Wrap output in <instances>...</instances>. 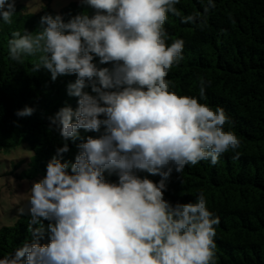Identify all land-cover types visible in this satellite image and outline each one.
I'll use <instances>...</instances> for the list:
<instances>
[{
    "label": "clouds",
    "instance_id": "obj_1",
    "mask_svg": "<svg viewBox=\"0 0 264 264\" xmlns=\"http://www.w3.org/2000/svg\"><path fill=\"white\" fill-rule=\"evenodd\" d=\"M80 2L94 14L67 22L44 15L39 31H13L7 41L9 58L21 64L31 58L32 71L45 69L53 81L76 74L67 91L79 99L75 111L63 107L49 118L65 143L19 209L30 216L33 241L0 264H217L220 219L205 194L175 203L164 196L173 171L202 161L216 165L229 151L240 156L241 140L225 127L232 123L225 109L201 102L211 81L200 78L197 97L181 95L168 79L184 58L182 39L168 43L169 14L204 30L215 0H201L203 12L190 15L176 7L180 0ZM15 13V0H0L3 23L11 25ZM94 56L112 67H97ZM33 112L26 106L16 115ZM102 126L98 138L77 145L75 163L61 162L79 129ZM105 171L116 173L118 183L107 182ZM138 171L161 179L140 178ZM41 220L50 221V242L43 245V226L32 227Z\"/></svg>",
    "mask_w": 264,
    "mask_h": 264
},
{
    "label": "trees",
    "instance_id": "obj_2",
    "mask_svg": "<svg viewBox=\"0 0 264 264\" xmlns=\"http://www.w3.org/2000/svg\"><path fill=\"white\" fill-rule=\"evenodd\" d=\"M45 2L38 13L15 3L14 22L7 25L0 20V150L28 147L33 155L16 161V170L24 163L26 166L15 175L39 181L46 175L48 162L65 143L49 118L63 107L78 108L79 98L67 91L77 76L63 75L53 81L45 69L32 71L31 58L22 64L9 58L7 41L13 31H39L44 15H60L67 22L78 14H94L80 0L60 11L52 9L50 0ZM215 5L204 30L169 14L164 25L171 37L168 43L182 39L184 58L168 79L181 95L197 97L200 78L211 81L207 99L201 102L225 109L232 121L225 127L233 128L241 140L240 156L233 159L235 153L229 151L216 165L202 161L185 167L182 173L173 171L164 196L175 203L194 201L201 191L205 194L209 209L220 219L215 238L217 264H264V0H215ZM176 7L183 15L203 12L201 0H180ZM93 62L97 67H112L110 63L100 64L96 56ZM85 91L95 95L90 87ZM26 106L34 109L33 114L18 117L17 111ZM103 131V126L100 132L79 129L78 138L67 141L69 151L59 157L61 162L75 163L77 145L89 136L98 138ZM136 174L154 182L161 179L144 171ZM104 178L110 183L119 179L108 171ZM29 222L25 212L19 214L15 225L0 228V259L33 241ZM49 223L41 220L40 225H32L43 226L39 239L42 245L50 242Z\"/></svg>",
    "mask_w": 264,
    "mask_h": 264
},
{
    "label": "rangeland",
    "instance_id": "obj_3",
    "mask_svg": "<svg viewBox=\"0 0 264 264\" xmlns=\"http://www.w3.org/2000/svg\"><path fill=\"white\" fill-rule=\"evenodd\" d=\"M73 1L77 0H50L49 4L52 9L60 11ZM15 3L25 4L30 13H38L46 4L45 0H15ZM32 155L26 146H19L11 151L0 150V228L17 223L19 209H26V200L32 184L39 181L19 179L15 175L26 166L24 163L23 167L16 170V161L31 158Z\"/></svg>",
    "mask_w": 264,
    "mask_h": 264
}]
</instances>
